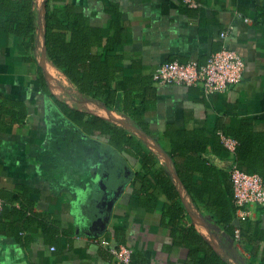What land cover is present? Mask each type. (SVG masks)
<instances>
[{"label": "crops", "instance_id": "obj_1", "mask_svg": "<svg viewBox=\"0 0 264 264\" xmlns=\"http://www.w3.org/2000/svg\"><path fill=\"white\" fill-rule=\"evenodd\" d=\"M45 1L34 0L39 16L34 56L46 73L50 94L71 105L60 96L63 87L56 83L60 78L48 77L52 70L47 67L56 73L60 70L44 53ZM64 2L104 29L112 18L110 12H118L125 37L124 72L128 74L151 76L166 60L203 64L221 48L220 35L226 31L228 46L244 60L243 79L208 97L199 85L152 82L156 101L145 116L147 131L128 124L99 98L80 94V108L85 106L123 126L156 155L153 170L161 165L169 169L183 208L171 221L168 215L174 204L162 189H157L152 205L139 202L145 194L135 181L141 165L130 146L118 151L107 136L68 123L52 96L41 89L38 63L22 58L17 38L0 29V121L6 107L19 109L21 105L26 110L22 121L0 127L2 210L8 214L11 206L19 208L22 198L31 202L21 242L7 232L10 219H3L0 264H122L99 243L101 239L131 248L132 261L137 264H264V205L250 206L247 217L240 219L221 175L214 171L222 170L228 178L227 169L235 161L240 169L254 170L250 173L264 178V0ZM121 99L122 95L119 109ZM171 129L184 131L189 139L198 132L200 139L217 135L224 147L217 150L203 145L196 157L213 169H190L185 174L201 199L187 190L172 167L167 153L172 143L164 134ZM230 132L238 134L241 142ZM221 134L236 140L234 150L223 144ZM236 147L243 167L237 162ZM105 184L121 188L109 213L98 199ZM219 192L223 198L210 197ZM10 196L17 199L5 201ZM219 199L223 202L218 203ZM106 214L107 219H99ZM41 223L51 224L53 234H45Z\"/></svg>", "mask_w": 264, "mask_h": 264}, {"label": "trees", "instance_id": "obj_2", "mask_svg": "<svg viewBox=\"0 0 264 264\" xmlns=\"http://www.w3.org/2000/svg\"><path fill=\"white\" fill-rule=\"evenodd\" d=\"M110 16L112 18L108 27L104 29L91 24L89 18L76 10L73 4L66 3L64 0H46L43 32L45 57L54 67L62 71L78 93L99 98L107 108L113 107L123 115L128 124L139 130L147 131L145 116L155 104L156 88L152 85L151 76L124 72L126 69L122 55L125 40L124 28L117 11H111ZM38 17L34 0H0V29L17 38V49L22 54V58L30 59L36 63L38 61L34 56V51L37 44ZM36 68L41 89L52 96L54 103L65 115L68 123L79 128L82 127L87 133L97 131L100 135L107 136L110 144L114 145L118 151H125L126 144L130 146L141 165L140 171L135 174V181L141 183L140 191L145 194L144 199L139 196V202L148 206L152 205L158 197L157 189H162V192H165L168 199L174 204V210L172 207L170 208L168 217L171 221H175L182 213L183 208L179 205L178 194L172 183L169 169L161 165L158 171L153 170L156 155L145 150L136 136L128 134L123 126L111 123L91 113L85 107L68 105L54 94H50L43 68L39 63ZM120 95H122L121 109L117 106ZM18 106L19 109L6 107L0 127H7L26 117L24 107ZM198 133H195L193 139H189L180 129L164 132L172 143L167 153L172 160L174 171L187 190L192 191L195 197L201 199V195L195 192L191 184L186 182L185 174L190 169L206 172L213 169L202 159L196 157L197 153L203 149V145L208 143L217 150H223L224 147L217 135H213L212 139H200ZM230 133L240 141L238 134ZM235 151L239 163L241 154L239 147H236ZM188 154L191 156L186 157ZM239 164L243 167L242 162ZM214 171L221 175L223 186L225 189L227 188V196L228 194L232 196V184L229 177L227 178L226 173L222 170ZM248 172L255 171L248 170ZM149 176L151 179L148 178ZM216 184L213 183V186ZM210 197L223 198L224 195L219 192ZM14 199L17 197L10 196L5 201ZM19 201L21 206L19 208L11 206L8 214L5 213V209L1 210L0 231L6 228L3 219H10L7 224V232L21 242V233L26 228V218L29 217L26 213L31 210V202L23 198ZM217 202H223V200L219 199ZM40 225L45 234H53L55 228L52 229L51 224L50 227L42 223Z\"/></svg>", "mask_w": 264, "mask_h": 264}, {"label": "built area", "instance_id": "obj_3", "mask_svg": "<svg viewBox=\"0 0 264 264\" xmlns=\"http://www.w3.org/2000/svg\"><path fill=\"white\" fill-rule=\"evenodd\" d=\"M191 3V0H185ZM227 32H221V48L212 53L209 59L199 64L196 61L179 62L166 60L158 64L151 73V80L158 84H182L186 86L199 85L205 97L215 92H223L239 84L243 79L244 60L227 43ZM223 144L234 150L236 140L221 134ZM232 184V202L240 219H245L250 206L264 205V178L258 173H250L240 169L233 161L227 169ZM2 200L0 199V214ZM99 243L109 250L117 263L137 264L132 261L131 248L111 244L106 239ZM53 249V247H51Z\"/></svg>", "mask_w": 264, "mask_h": 264}, {"label": "rangeland", "instance_id": "obj_4", "mask_svg": "<svg viewBox=\"0 0 264 264\" xmlns=\"http://www.w3.org/2000/svg\"><path fill=\"white\" fill-rule=\"evenodd\" d=\"M47 70H52L51 72L48 71V76L51 78V76H57L59 77L58 83L63 88H61V98L66 100L71 105H76L80 107V93L77 92L76 88L65 79L61 73V70L56 73V70L50 69V67H47ZM53 72V73H52ZM85 107V106H84ZM66 155V154H65ZM75 156V155H74Z\"/></svg>", "mask_w": 264, "mask_h": 264}, {"label": "water", "instance_id": "obj_5", "mask_svg": "<svg viewBox=\"0 0 264 264\" xmlns=\"http://www.w3.org/2000/svg\"><path fill=\"white\" fill-rule=\"evenodd\" d=\"M45 76H46V73H45ZM120 189L121 188L119 186L116 189L109 188L108 184H105L100 188V194L98 196V199L101 201V208L103 207L106 208V213L110 212L111 207L114 201L116 200ZM107 218H108V214L103 216V218H99V219L104 220ZM101 220H98V221H101Z\"/></svg>", "mask_w": 264, "mask_h": 264}, {"label": "bare ground", "instance_id": "obj_6", "mask_svg": "<svg viewBox=\"0 0 264 264\" xmlns=\"http://www.w3.org/2000/svg\"><path fill=\"white\" fill-rule=\"evenodd\" d=\"M46 69V68H45ZM49 77V76H48ZM52 78H53V76H52ZM51 79V78H50ZM102 110V109H101ZM100 111V110H99ZM103 113V112H102ZM114 117V116H113Z\"/></svg>", "mask_w": 264, "mask_h": 264}]
</instances>
